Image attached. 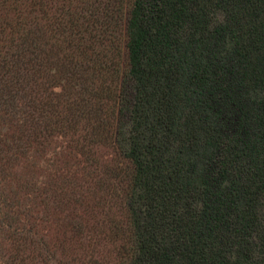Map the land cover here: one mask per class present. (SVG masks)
Returning a JSON list of instances; mask_svg holds the SVG:
<instances>
[{
  "label": "trees",
  "instance_id": "trees-1",
  "mask_svg": "<svg viewBox=\"0 0 264 264\" xmlns=\"http://www.w3.org/2000/svg\"><path fill=\"white\" fill-rule=\"evenodd\" d=\"M56 138L82 170L49 157L39 187ZM98 144L125 231L85 261L46 240L47 201L91 213L70 240L100 246ZM0 233V264H264V0H0Z\"/></svg>",
  "mask_w": 264,
  "mask_h": 264
},
{
  "label": "rangeland",
  "instance_id": "rangeland-1",
  "mask_svg": "<svg viewBox=\"0 0 264 264\" xmlns=\"http://www.w3.org/2000/svg\"><path fill=\"white\" fill-rule=\"evenodd\" d=\"M114 44H119L121 46L120 55H122L123 53L122 40L120 39L119 42H115ZM116 56L117 53L116 50L114 49V52L109 54V58L113 60ZM67 141L68 139H64V138L54 139V141L49 146L47 154L44 155L45 159L40 157V155L38 156L37 160L35 161V164L37 166L35 172H38L36 177L37 186L40 187L42 185L41 181L46 179L45 175L48 172L46 169L49 166V160H48L49 157H52L54 160L55 158H59L60 161L57 162L56 164L58 166H64L65 172H68L70 170L71 171L82 170V166H83L82 163L77 164L78 161H73L72 158H70V156L64 154H57V152L61 151V149H59L61 146L63 147L66 146ZM49 154L52 155L50 156ZM91 154L93 156L94 162L92 167H90V164L86 162L85 172L93 171V175L92 177H88L87 181L82 187V192L84 193L85 198L89 201L88 203H85L87 210L90 209L97 210L99 213L101 212L102 215L104 216L103 217L104 221L101 223L99 228V231L102 230L103 232V234L101 235V237L103 238L100 239V246L97 247L95 244L89 245L86 241V238L83 240H78L74 244L70 240L71 238L70 234L72 233L70 229L72 228V226H77L78 228L80 226L81 231L78 234L84 235L88 232L87 229L91 226L93 222V217L91 213H89L87 220H84L83 213L75 211L76 208L67 205L64 202V199H61L62 202L61 201L56 202L57 199L54 198L49 199L47 201L48 202L47 215L49 219V226L47 227V231H46L47 233L46 240L48 242H51V245L56 243L57 241L56 239H58L59 241L65 240L67 246H70L74 249L78 248L77 251L84 256L85 261L87 260V257L91 254L93 249L102 251L104 254L107 253L106 249H108L107 247L110 246L107 245V243H105L106 238L109 239L108 235H106L108 232H111L113 229V231H117L118 234L121 235L122 232L124 233L125 231V216H123L124 215L123 210L121 208V205H119L120 202L116 197L111 196V187H113L115 184L114 175L117 168L121 166V163H118V159H117L118 156L114 152L112 147H110V145H102V144L94 145L91 148ZM96 160H97V164H96ZM107 167L113 168V170H111L110 173L111 177H109L107 174H104ZM77 175L78 177H83V175L81 174H77ZM96 175H97L96 179L102 177L104 178L105 181L102 186L99 183H97L96 185L100 186V189L95 188L94 191L93 185ZM47 179L50 180L49 178ZM28 184H31V182H29ZM28 188L29 185L28 187L19 189L18 191L20 195L19 200L22 205H25L26 202H33V194L28 193L27 191ZM36 200L39 201V203H41L39 198ZM32 215H33V211H32ZM22 219L26 221L27 216L22 215ZM63 230H65L67 234L65 237H61L62 236L61 233ZM0 241H1L0 248L6 251V247L9 248V242L3 241L2 238H0ZM25 251L28 252V248H25ZM56 256L57 258H60L58 250H56Z\"/></svg>",
  "mask_w": 264,
  "mask_h": 264
}]
</instances>
